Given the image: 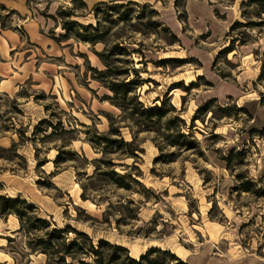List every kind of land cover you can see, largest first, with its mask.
<instances>
[{
	"label": "rangeland",
	"instance_id": "rangeland-1",
	"mask_svg": "<svg viewBox=\"0 0 264 264\" xmlns=\"http://www.w3.org/2000/svg\"><path fill=\"white\" fill-rule=\"evenodd\" d=\"M32 1L30 21L35 23L27 25L28 32L42 45L43 38L53 41L64 54L49 56L52 52L26 42L24 50L33 57H22L21 62L32 61L24 71L35 73L37 64L48 62L60 67L59 73L47 72L41 87L33 79L39 77L28 72L27 79L19 81L17 74L7 85L0 78L1 194L27 200L52 226L70 224L95 241L125 246L137 260L156 247L189 264H264V198L236 191L246 181L239 177H246L264 192V82L258 81L264 28L250 31L255 41L248 46L217 59L230 44L233 23L245 22L240 4L247 0H184L185 22L175 0ZM131 2L136 4L108 16L107 6ZM58 10L75 11L72 20L83 25H96L95 11L101 10L107 46L54 41L65 34ZM9 12L0 6L6 28L19 30L26 41V19ZM127 12L130 21L120 22ZM156 22L162 25L156 28ZM118 44L128 54L112 56L109 63L114 73L127 74L104 78L105 83L137 79L136 69L145 83L128 100L137 96L145 108L166 101L171 111L150 132L129 116L136 103L125 105L124 113L97 81L98 72L107 70L98 55ZM212 99L216 102L207 113L199 112ZM111 125L120 130V137L111 138L125 143L108 146L98 139L109 135ZM180 133L199 147H172ZM112 169L139 183L126 179L131 190L118 188L102 175ZM19 227L16 216L0 218V264H7L5 249L17 260L29 255Z\"/></svg>",
	"mask_w": 264,
	"mask_h": 264
},
{
	"label": "trees",
	"instance_id": "trees-1",
	"mask_svg": "<svg viewBox=\"0 0 264 264\" xmlns=\"http://www.w3.org/2000/svg\"><path fill=\"white\" fill-rule=\"evenodd\" d=\"M233 2L234 0H229ZM33 1L28 0V5ZM102 4H105L104 2ZM101 4V5H102ZM132 4L128 3L127 5H114V7H108L109 13L108 16L111 18L115 12H118L119 8H128ZM50 5V3H49ZM241 6V18L245 22L237 20L233 23V26L230 28L228 38L230 39V44L227 48L223 49L217 59L224 56H228L237 48L248 46V44L255 41L253 39L250 31H262L264 28V0H247L243 1L240 4ZM6 9L4 6H2ZM175 7L179 9L182 8L183 12L180 14L179 19L182 21L187 20L186 7L184 5V0H175ZM47 9V8H46ZM156 15L157 12L152 10ZM101 10H96L97 23L96 25L88 24L83 25L78 21L72 20L76 16L75 11L65 12L58 10V16L63 18V29L65 34L62 35L59 39H54L57 43L68 42L71 39L82 41L84 43H91L97 45L100 43H105L107 46L108 39L107 35L108 30H102L103 25L98 16L100 15ZM9 16L13 17L16 14L20 16L16 11H10ZM216 13L218 11L216 10ZM46 14V13H45ZM140 17L139 19H142ZM54 20L55 17H53ZM1 28H6L3 16L0 15ZM120 22L130 21V16L127 13L123 14L119 19ZM115 22V21H111ZM162 23L156 22L155 27H160ZM21 34L19 30H16ZM127 50L120 44L114 45L112 50L107 54L98 55L101 62L106 65L107 70L104 72H98L99 77L97 81L106 86L113 93V97H108L107 99L112 103V105L121 109L124 113H127L125 110V105H133L136 103L133 109L129 110V116L134 121L139 123L145 131L150 132L155 130L166 116L171 112L167 109L166 101L163 102L161 106L155 105L153 107L145 108L142 103L139 102V98L135 96L133 99H129V95L134 93L136 87H140L145 83L143 80H139V72L135 70L137 79L129 81H112L105 83L104 78L119 77L121 75H126L127 72H122L119 74L114 73L113 68L111 67L109 60L112 56L118 55H127ZM216 62V61H215ZM165 63V62H162ZM161 63V64H162ZM264 63V61H263ZM220 76L224 79L227 77L220 73ZM259 82H264V64L261 69V73L258 77ZM122 101V102H121ZM216 102V99L208 101L204 106L199 108V112L207 113L209 106ZM171 110L175 111L174 107H171ZM223 112H228L230 108H221ZM237 113L245 112L244 108H237ZM236 113V114H237ZM235 114V115H236ZM195 115L194 121L197 120ZM169 125H175L174 120L167 122ZM53 127L52 125H50ZM112 129L110 130L109 135L98 136L99 140L107 143L108 146L117 145L125 143L121 138V141L117 139H112L113 136L120 137V130L115 126L111 125ZM56 129L55 127H53ZM172 128V127H171ZM170 129V128H169ZM192 138L185 136L180 133L178 137L171 142L172 147H181L186 151H192L195 148H198V142L196 140H191ZM94 142V141H92ZM174 155H171L173 157ZM60 157L57 156L55 160V165L59 164ZM228 165L230 166V160L226 159ZM165 162H172V160H166ZM111 164V163H108ZM44 166L45 164H40ZM106 177L107 181L115 184L118 188L131 190L132 185L127 182L126 179H130L133 183H139L131 175H122L120 176L115 170L102 173ZM240 180H246L241 184H238L236 191L246 192L254 194L258 198H264V192L261 193L260 190L256 189V182L248 180V178L239 177ZM3 188L2 183H0V218L7 219L10 216H16L20 223L19 231H24L27 236V245L29 246L32 254H43L46 256V264H189L186 261L180 259L177 255L173 254L171 251H164L160 248L153 247V249L148 250L145 254L141 255L139 260L130 256V251L127 247L120 246L116 243L100 239L95 241L88 233L84 231H79L75 229L70 224L66 225L65 228L61 229L59 227L52 226V224L41 218L37 213V207L29 203L27 200L17 197L10 198L7 195H2ZM264 191V190H263ZM82 200L88 201L86 195L82 194ZM73 235V237H71Z\"/></svg>",
	"mask_w": 264,
	"mask_h": 264
},
{
	"label": "crops",
	"instance_id": "crops-1",
	"mask_svg": "<svg viewBox=\"0 0 264 264\" xmlns=\"http://www.w3.org/2000/svg\"><path fill=\"white\" fill-rule=\"evenodd\" d=\"M0 6H4L9 11H13V12L16 11L17 13L20 14V16L26 19L22 26L25 27V30L28 34L27 40L24 41V39H22L21 35L18 32H14L11 29L0 28V78H1L2 84L3 83L5 85L10 84L15 79L16 77L15 75L17 74L21 76L19 81L23 80V78L27 79V74L25 72H28V77L30 78L31 76L39 77V79L37 78H33V79L34 81H38L39 83L38 85L41 87L42 85L40 84L45 83L46 81L45 79L47 76V72L59 73L60 67L56 66L53 63L40 62L39 64H37V66L34 69L35 73L33 71H24L23 69H25L26 66L28 67L30 66L29 68L31 69L32 61L30 63L21 62L22 57L25 56V59H28V60H31V58L33 57L32 55L31 56L29 55L28 52L30 51L24 50V46L26 45V42L28 43L31 42L35 44L37 48L42 49L43 51L46 50L48 52H52L51 54L47 53V55L49 56H57L55 54L56 51H59L60 56H62L64 54L61 51L62 49L58 47L56 50L53 41L49 40L48 38L42 39L44 43L43 45L39 41H36L32 38L31 34L28 32L27 25H29L30 23H35V22L30 21V18L33 16V12H32L31 7L28 5V0H0ZM40 25H41L40 20H38V23H37L38 32H39V29L41 28ZM43 47H45V49ZM60 56H57V57H60ZM8 68L10 69L9 71H8ZM71 76H73L74 79H76V81H77V78L76 76H74V74H71V73L69 74V77H68L71 84L76 86V84H74V82L72 81ZM18 232L22 233L23 231L20 232L18 230ZM2 252L5 256V259L3 260L4 262H7V264H10V263H13V264H46L47 263L46 256L40 253L32 254L31 251H29L28 256L23 257L22 260H17V258L14 256L15 254H12L10 252L4 253L6 252V249L2 250ZM22 255H27V254L23 253ZM22 255H18V256L22 257ZM180 258L187 262V260L184 257L183 258L180 257Z\"/></svg>",
	"mask_w": 264,
	"mask_h": 264
}]
</instances>
